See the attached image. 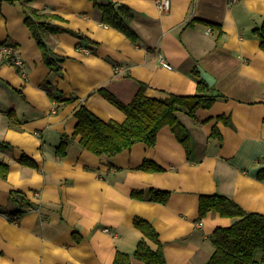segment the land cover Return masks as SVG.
I'll use <instances>...</instances> for the list:
<instances>
[{
	"label": "crops",
	"instance_id": "1",
	"mask_svg": "<svg viewBox=\"0 0 264 264\" xmlns=\"http://www.w3.org/2000/svg\"><path fill=\"white\" fill-rule=\"evenodd\" d=\"M113 1L130 10L138 42L102 23L91 0L28 3L86 39L67 31L53 35L54 52L65 57L57 73L43 63L21 3L0 0V43H13L23 61L21 72L0 52V142L6 145L0 162L8 164L0 176V264H113L117 251L132 255L142 237L135 216L157 231L167 264H204L213 250L211 233L232 219L213 212L199 217V194L221 193L264 213V180L256 176L264 167V50L253 31L264 22V0H170L167 11L156 0ZM195 19L219 29L207 32L211 25ZM198 67L214 77L208 86L222 96L194 117L179 113L190 135L189 156L168 126L154 145L137 142L111 159L81 148L79 136L68 137L81 105L103 120H124L100 88L124 103L140 83L150 97L190 95ZM46 80L62 98L74 99L56 102L52 111L41 85ZM222 114L227 124L217 120ZM213 127L220 139L211 135ZM64 137L66 152L59 156ZM23 155L34 165L20 162ZM144 160L162 170L140 169ZM149 188L170 191L167 201L131 195ZM12 190L33 205L17 221L2 212L20 205L10 200ZM130 264L147 263L131 258Z\"/></svg>",
	"mask_w": 264,
	"mask_h": 264
},
{
	"label": "trees",
	"instance_id": "2",
	"mask_svg": "<svg viewBox=\"0 0 264 264\" xmlns=\"http://www.w3.org/2000/svg\"><path fill=\"white\" fill-rule=\"evenodd\" d=\"M10 1L21 3L25 14L24 24L40 49L43 63L51 71L60 73L65 57L54 52L53 35L67 31L80 40L85 41V37L80 33L55 24L54 20L58 16L28 5L31 0ZM91 1L99 11L102 23L120 30L133 42L139 41V36L129 25L132 14L125 5L118 4L113 0ZM195 20L211 25L212 29H219L213 23L201 19ZM195 20L187 22L185 26L192 24ZM253 31L259 39L260 48L264 50V22ZM5 43L7 42L0 43V45ZM194 74L197 82L196 92L190 95L171 93L164 98L150 97L145 94V84L140 83L134 97L128 103H124L107 89L100 88L99 93L124 113V120L122 122L103 120L87 107L81 105L75 111L77 121L72 134L68 137L79 136L78 145L81 148L103 158L111 159L115 154L130 148L137 142H143L149 146L154 145L159 130L168 126L178 141L182 143L187 156H189L190 135L187 127L180 119L179 113L184 112L188 116L194 117L198 109L210 108L217 98L222 96L213 91V86L209 87L200 78L197 69L194 70ZM41 85L52 102H70L74 99V97L62 98L61 92L47 80L43 81ZM217 120H221L225 124L228 123V118L223 114L218 115ZM12 126L14 125L12 124ZM211 135L220 139V133L216 127H213ZM67 143V137H64L56 147L57 155H65ZM2 146L6 145L0 142V147ZM20 162L34 165V162L28 160L24 155L20 158ZM139 168L147 171L162 170L161 166L151 160H144ZM7 171L8 164L0 162V176L5 177ZM256 176L257 179L264 180V167L258 169ZM169 194L170 191L168 190L156 188H149L146 191H131L133 197L160 203H165ZM10 200L18 201L20 204L15 208L2 210L10 221H17L25 212L26 207L33 206L19 191L12 190ZM198 212L199 217L207 212H213L232 219L230 225L218 226L211 233L210 242L213 250L204 264H264V213L247 211L232 198L221 193L199 194ZM133 224L141 231L142 237L138 240L132 255L117 251L114 255L113 264H130L131 258L142 260L147 264H167L163 243L154 227L146 219L139 216L134 217ZM149 241L155 243L157 247L153 249L149 245Z\"/></svg>",
	"mask_w": 264,
	"mask_h": 264
},
{
	"label": "built area",
	"instance_id": "3",
	"mask_svg": "<svg viewBox=\"0 0 264 264\" xmlns=\"http://www.w3.org/2000/svg\"><path fill=\"white\" fill-rule=\"evenodd\" d=\"M156 5L161 11H167L170 8V0H156ZM213 29L207 28V32H211ZM0 52L4 56V58L14 65L19 71L23 72V61L21 60L19 54L17 53L16 46L10 42H7L3 45H0ZM159 61L167 68H171V66L165 62L161 56L158 57ZM121 66H115L114 71H119L121 70ZM55 106L56 102H52V107L51 110L55 111ZM255 264H260V263H255Z\"/></svg>",
	"mask_w": 264,
	"mask_h": 264
},
{
	"label": "water",
	"instance_id": "4",
	"mask_svg": "<svg viewBox=\"0 0 264 264\" xmlns=\"http://www.w3.org/2000/svg\"><path fill=\"white\" fill-rule=\"evenodd\" d=\"M198 71L200 73L201 79L204 80L209 86H211L214 83L215 79L211 74L205 72L200 67H198Z\"/></svg>",
	"mask_w": 264,
	"mask_h": 264
}]
</instances>
